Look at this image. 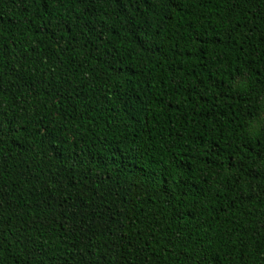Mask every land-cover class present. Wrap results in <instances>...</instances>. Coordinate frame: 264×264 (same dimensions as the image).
<instances>
[{"label":"trees","instance_id":"1","mask_svg":"<svg viewBox=\"0 0 264 264\" xmlns=\"http://www.w3.org/2000/svg\"><path fill=\"white\" fill-rule=\"evenodd\" d=\"M0 264H264V0H0Z\"/></svg>","mask_w":264,"mask_h":264}]
</instances>
